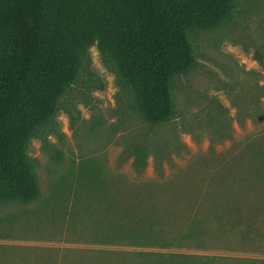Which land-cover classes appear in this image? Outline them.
I'll use <instances>...</instances> for the list:
<instances>
[{"label":"rangeland","instance_id":"rangeland-1","mask_svg":"<svg viewBox=\"0 0 264 264\" xmlns=\"http://www.w3.org/2000/svg\"><path fill=\"white\" fill-rule=\"evenodd\" d=\"M236 1L234 23L201 36L173 82L164 124L124 114L90 47L104 88L82 99L73 88L63 139L31 142L40 195L0 203V264H264V236L219 230L227 195L264 214V0ZM138 224L140 240L127 230Z\"/></svg>","mask_w":264,"mask_h":264},{"label":"trees","instance_id":"trees-1","mask_svg":"<svg viewBox=\"0 0 264 264\" xmlns=\"http://www.w3.org/2000/svg\"><path fill=\"white\" fill-rule=\"evenodd\" d=\"M236 15V0H0V203L39 197L31 142L49 149L51 136L63 139L57 116L69 112L73 88L81 99L104 88L91 46L114 76L124 114L164 124L175 112L173 82L194 66L198 40ZM134 154V165L144 166L143 150ZM217 201L221 232L264 236V214L248 215L233 196ZM139 227L127 228L138 240Z\"/></svg>","mask_w":264,"mask_h":264}]
</instances>
